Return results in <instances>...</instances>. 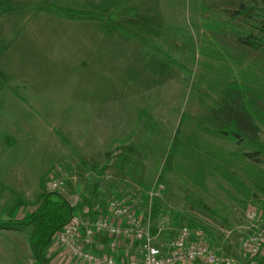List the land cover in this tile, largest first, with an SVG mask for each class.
<instances>
[{
    "label": "rangeland",
    "instance_id": "1",
    "mask_svg": "<svg viewBox=\"0 0 264 264\" xmlns=\"http://www.w3.org/2000/svg\"><path fill=\"white\" fill-rule=\"evenodd\" d=\"M43 2L113 13L115 22L168 50L184 69L107 19L71 20ZM212 19L223 16L213 13ZM205 22L200 0H0V74L36 104L32 111L22 109L24 100L0 91V119H10L12 127L0 129V151L7 154L0 159L10 165V175L0 172V198L18 200L14 191L30 204L60 177L71 203L81 205L95 189L100 204L125 199L156 238H174L188 227L194 240L241 262L242 241L253 230L246 213L255 208L264 216V192L236 169L256 192L243 204L231 196L230 183L208 170L209 211L188 202L185 179L163 171L183 121ZM259 126L264 143V124Z\"/></svg>",
    "mask_w": 264,
    "mask_h": 264
},
{
    "label": "trees",
    "instance_id": "2",
    "mask_svg": "<svg viewBox=\"0 0 264 264\" xmlns=\"http://www.w3.org/2000/svg\"><path fill=\"white\" fill-rule=\"evenodd\" d=\"M42 6L71 20L113 23L119 30L149 46L173 66L184 69L168 50L115 22L113 13L64 8L53 2ZM204 31L199 42L197 70L183 111V121L166 150L164 174L185 179L188 202L211 210L212 196L205 178L212 171L231 184L233 199L245 204L256 192L236 169L248 175L264 192V143L259 123L264 124V0H200ZM218 13L223 20H213ZM9 89L28 99L17 85L0 74V90ZM211 140L236 142L243 148L231 150ZM209 173V172H208ZM41 187L45 178L40 179ZM97 190L81 207L98 202ZM37 209L21 219L0 218V229L30 230L29 246L36 264H50L44 249L53 235L73 216L76 207L59 192L43 190L34 202Z\"/></svg>",
    "mask_w": 264,
    "mask_h": 264
},
{
    "label": "built area",
    "instance_id": "3",
    "mask_svg": "<svg viewBox=\"0 0 264 264\" xmlns=\"http://www.w3.org/2000/svg\"><path fill=\"white\" fill-rule=\"evenodd\" d=\"M61 179L50 180L46 191L61 193ZM159 195V190L151 192V197ZM71 205L76 207L75 213L52 240L70 257L88 264H264V216L255 208L247 210L246 219L253 230L242 241V261L235 262L220 255L211 244L194 240L188 227L181 228L174 238H156L149 224L125 199L114 198L94 206ZM92 210L98 215L91 214ZM99 234L109 238L110 253L121 249L124 239L134 242L135 252L126 260H116L110 254L89 251L85 244L92 243ZM126 249L131 253L129 246Z\"/></svg>",
    "mask_w": 264,
    "mask_h": 264
},
{
    "label": "crops",
    "instance_id": "4",
    "mask_svg": "<svg viewBox=\"0 0 264 264\" xmlns=\"http://www.w3.org/2000/svg\"><path fill=\"white\" fill-rule=\"evenodd\" d=\"M18 99L22 100L20 98ZM22 103V109L32 111L33 108H36V104L31 101V98L30 101L27 100ZM18 108L20 107L18 106ZM0 129L12 130L11 120L8 119L5 121L3 119H0ZM1 136H3L1 137V139H4V135L2 134ZM1 155L5 156L7 154L0 151V156ZM4 160L5 159L1 161L0 159V172L3 171V173L1 172L2 174L7 173V175H10L7 171L10 165L6 166L7 163H4ZM25 188H23L22 186L20 192L24 193L23 189ZM11 192L12 195H14V197L18 200H9L11 195H9V197L6 196L5 198H0V218L21 219L28 214H32L37 209L38 205L34 204L35 200L30 201V204L32 205L26 204L23 199L17 196L16 193H13L14 191H10V194ZM41 193L42 191L40 189L38 198ZM8 201H10L11 203ZM30 232L31 231L29 229L23 231L0 229V264H16L17 262L25 261L26 258L27 260H29V262H25L26 264H36L28 242ZM22 235L25 240L22 239ZM85 245L89 251L95 254H108L110 252V249L108 247L109 238H107V236H105L104 234L97 235L93 239L92 243H87ZM128 246L129 249H131V253L126 249ZM134 252V242L130 239H124L122 248L115 250V252H113V255L117 260H126L127 258L131 257ZM44 254L50 264H88L82 259L75 258L72 260L65 251H61L59 246L55 245V242L53 240L50 241L45 247Z\"/></svg>",
    "mask_w": 264,
    "mask_h": 264
}]
</instances>
